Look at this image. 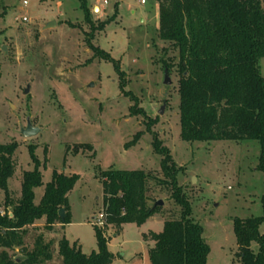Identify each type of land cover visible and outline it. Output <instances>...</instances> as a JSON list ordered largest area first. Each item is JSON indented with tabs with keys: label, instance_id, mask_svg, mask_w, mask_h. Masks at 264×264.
I'll list each match as a JSON object with an SVG mask.
<instances>
[{
	"label": "rangeland",
	"instance_id": "rangeland-1",
	"mask_svg": "<svg viewBox=\"0 0 264 264\" xmlns=\"http://www.w3.org/2000/svg\"><path fill=\"white\" fill-rule=\"evenodd\" d=\"M86 3L88 17L80 0H0V144L18 145L8 181L12 198L21 196L23 173L34 169L30 147L43 177L35 204L55 171L79 176L68 194L71 223L47 229L45 218L37 221L28 228L27 247L33 249L39 235L51 243L53 258L43 264H62L58 244L64 237L85 254L96 251V226L104 222L103 173L143 170L164 180L156 137L169 149L192 217L204 228L207 264H241L234 220L262 215L260 143L182 139L177 51L159 37L156 0ZM51 22L56 25L47 28ZM165 61L173 63L169 85ZM259 65L264 76V58ZM28 120L40 132L26 138L21 130ZM156 181L149 204L162 199L158 213L142 225L125 224L119 233L111 226L105 231L112 264H150L151 232L180 217L172 190ZM0 206L4 211L2 189ZM11 254L23 258L19 249Z\"/></svg>",
	"mask_w": 264,
	"mask_h": 264
},
{
	"label": "trees",
	"instance_id": "trees-1",
	"mask_svg": "<svg viewBox=\"0 0 264 264\" xmlns=\"http://www.w3.org/2000/svg\"><path fill=\"white\" fill-rule=\"evenodd\" d=\"M80 1L88 17L86 0ZM156 1L159 37L177 51L182 139L257 140L261 147L258 168L264 176V76L259 65L264 58V0ZM172 65L164 62L168 71ZM114 67L120 72L117 62ZM153 144L162 155L165 179L157 180L143 170L103 173L105 218L103 227L96 226L97 250L85 254L81 246L64 237L58 244L62 264H112L114 255L105 231L109 226L119 232L125 224L142 225L158 213L156 199L149 204L151 183L156 180L172 190L182 209L179 218L164 221L161 232H151L150 264H207L210 246L177 183L171 153L156 137ZM17 148L16 143L0 144V189L5 193V210L0 206V264H43L53 258L51 243L39 235L29 249L25 243L28 228L43 218L47 229L71 223L68 194L79 176L55 171L40 203L35 204L34 190L43 185V177L40 161L30 147L34 169L23 173L21 196L14 200L8 181L15 173ZM261 202L262 215L234 220L241 264H264V233L260 231L264 194ZM10 206L12 210L7 211ZM62 208L64 219L58 214ZM253 244L258 245L257 250ZM16 249L23 255L20 260L11 254Z\"/></svg>",
	"mask_w": 264,
	"mask_h": 264
},
{
	"label": "water",
	"instance_id": "water-1",
	"mask_svg": "<svg viewBox=\"0 0 264 264\" xmlns=\"http://www.w3.org/2000/svg\"><path fill=\"white\" fill-rule=\"evenodd\" d=\"M55 25H56V22H51L46 27L49 28V27H53ZM171 82L172 81H171V78L169 75V71H168V69H165L164 83L169 85V84H171ZM29 92H30V88L27 87V89H25L24 93L28 94ZM163 111H164V107L161 108L160 114H162ZM39 132H40V128L35 127L30 120H28L27 126L21 130L22 135L26 138L34 137V136L38 135ZM163 205H164V201L162 199H159L155 202L154 207L163 206ZM58 214L62 219H64L65 215H66L65 209L64 208L60 209Z\"/></svg>",
	"mask_w": 264,
	"mask_h": 264
},
{
	"label": "built area",
	"instance_id": "built-area-1",
	"mask_svg": "<svg viewBox=\"0 0 264 264\" xmlns=\"http://www.w3.org/2000/svg\"><path fill=\"white\" fill-rule=\"evenodd\" d=\"M97 1H98V3L100 5H107L109 3V0H97ZM142 2L144 3V1H142ZM25 4H26V2H25ZM101 218H105V215L104 214H101ZM100 224H103L104 225V222L103 223H100Z\"/></svg>",
	"mask_w": 264,
	"mask_h": 264
},
{
	"label": "crops",
	"instance_id": "crops-1",
	"mask_svg": "<svg viewBox=\"0 0 264 264\" xmlns=\"http://www.w3.org/2000/svg\"><path fill=\"white\" fill-rule=\"evenodd\" d=\"M95 9L98 10L99 8H98V7H95ZM123 226H124V225H123ZM123 226L121 227L120 231L123 229ZM120 231H119V232H120ZM119 232H118V233H119ZM151 243H152V242H151Z\"/></svg>",
	"mask_w": 264,
	"mask_h": 264
}]
</instances>
